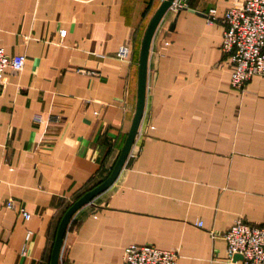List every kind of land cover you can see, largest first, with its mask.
I'll list each match as a JSON object with an SVG mask.
<instances>
[{
    "label": "crops",
    "instance_id": "1",
    "mask_svg": "<svg viewBox=\"0 0 264 264\" xmlns=\"http://www.w3.org/2000/svg\"><path fill=\"white\" fill-rule=\"evenodd\" d=\"M177 1L151 42L130 155L115 183L74 214L59 264H122L132 243L176 248L179 264H240L223 234L239 217L264 223V77L234 89L222 51L225 11L245 0ZM162 2L0 0V46L27 57L0 86V264H50L65 211L111 173Z\"/></svg>",
    "mask_w": 264,
    "mask_h": 264
},
{
    "label": "built area",
    "instance_id": "2",
    "mask_svg": "<svg viewBox=\"0 0 264 264\" xmlns=\"http://www.w3.org/2000/svg\"><path fill=\"white\" fill-rule=\"evenodd\" d=\"M181 1L183 4L180 5H185V0ZM175 4H178L177 0ZM207 16L210 21H215L217 9H209ZM223 23L222 51L231 65V86L243 90L253 77H264V0H245L234 4L225 11ZM65 34L66 30H62L61 35ZM129 53V47L122 46L117 55L127 60ZM26 59L25 54L10 55L0 46V86L6 82V69L20 72ZM6 207L16 208L13 198L7 201ZM18 211L25 219L31 218L25 207H18ZM197 225L203 224L198 222ZM31 234V231L27 233V239ZM211 234L217 237L214 231ZM222 238L227 243L230 260H237L240 264H264V223L253 224L239 217ZM238 256L240 258L236 259ZM179 259V250L176 248L132 243L124 248L122 264H179Z\"/></svg>",
    "mask_w": 264,
    "mask_h": 264
},
{
    "label": "water",
    "instance_id": "3",
    "mask_svg": "<svg viewBox=\"0 0 264 264\" xmlns=\"http://www.w3.org/2000/svg\"><path fill=\"white\" fill-rule=\"evenodd\" d=\"M174 1L175 0H163L157 11L154 13L153 17L151 18L147 26V29L145 31L141 44L140 59H139L137 108H136L135 116L133 118L132 126L127 135L125 143L122 147L121 153L109 176L100 184H98L94 188L88 190L83 195H81L77 200H75V202H73L69 206V208L63 214L57 229L54 245L52 248L50 264H59L64 237L74 214L78 210H80L84 205L91 203L96 196L107 190L115 183V181L118 179L125 165L128 156L130 155L136 137L139 133L140 124L145 111L148 60H149L151 42L159 23L161 22L162 18L169 10V8L172 7ZM239 258L240 256H238L236 259Z\"/></svg>",
    "mask_w": 264,
    "mask_h": 264
},
{
    "label": "bare ground",
    "instance_id": "4",
    "mask_svg": "<svg viewBox=\"0 0 264 264\" xmlns=\"http://www.w3.org/2000/svg\"><path fill=\"white\" fill-rule=\"evenodd\" d=\"M139 134V133H138Z\"/></svg>",
    "mask_w": 264,
    "mask_h": 264
}]
</instances>
